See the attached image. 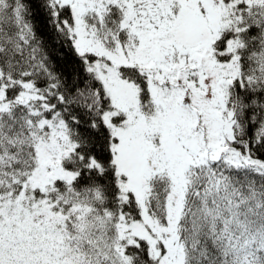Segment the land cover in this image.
I'll list each match as a JSON object with an SVG mask.
<instances>
[{"label":"snow or ice","instance_id":"obj_1","mask_svg":"<svg viewBox=\"0 0 264 264\" xmlns=\"http://www.w3.org/2000/svg\"><path fill=\"white\" fill-rule=\"evenodd\" d=\"M0 264H264V0H0Z\"/></svg>","mask_w":264,"mask_h":264}]
</instances>
